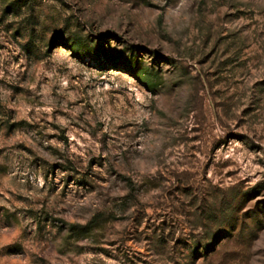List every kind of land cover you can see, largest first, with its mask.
I'll return each mask as SVG.
<instances>
[{"label": "rangeland", "instance_id": "rangeland-1", "mask_svg": "<svg viewBox=\"0 0 264 264\" xmlns=\"http://www.w3.org/2000/svg\"><path fill=\"white\" fill-rule=\"evenodd\" d=\"M0 264H264V0H0Z\"/></svg>", "mask_w": 264, "mask_h": 264}]
</instances>
